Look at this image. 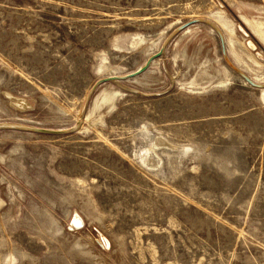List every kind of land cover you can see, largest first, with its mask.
I'll list each match as a JSON object with an SVG mask.
<instances>
[{
  "label": "rangeland",
  "instance_id": "rangeland-1",
  "mask_svg": "<svg viewBox=\"0 0 264 264\" xmlns=\"http://www.w3.org/2000/svg\"><path fill=\"white\" fill-rule=\"evenodd\" d=\"M259 23L264 0H0V264H264Z\"/></svg>",
  "mask_w": 264,
  "mask_h": 264
},
{
  "label": "water",
  "instance_id": "water-1",
  "mask_svg": "<svg viewBox=\"0 0 264 264\" xmlns=\"http://www.w3.org/2000/svg\"><path fill=\"white\" fill-rule=\"evenodd\" d=\"M165 53V47H163L156 55L152 56L149 61L147 62V64L145 66H143L138 72L127 75V76H116V77H111V78H105L103 80H101L100 82H98L96 84V86L93 88L92 92L95 91V89L102 83V82H119V81H126L129 79H133L137 76H140L142 74H144L145 72H147L150 68L152 63L160 58L163 54ZM21 129L23 130H27V131H31V132H36V133H43V134H59V133H64V132H56V131H49V130H45V129H37V128H27V127H21Z\"/></svg>",
  "mask_w": 264,
  "mask_h": 264
},
{
  "label": "bare ground",
  "instance_id": "bare-ground-1",
  "mask_svg": "<svg viewBox=\"0 0 264 264\" xmlns=\"http://www.w3.org/2000/svg\"><path fill=\"white\" fill-rule=\"evenodd\" d=\"M223 27L226 28V30L228 31V33H230V35H233L234 34V28L232 27V25L224 20L221 21ZM250 26H252L254 29L255 27L257 28H263L264 27V24L263 23H259L257 24L256 26L250 24ZM256 30V29H255ZM259 35L264 38V33L262 32H259ZM159 59V58H158ZM159 144L157 143L155 146H158ZM149 154V153H148ZM152 158V157H151ZM147 159V158H146ZM153 159V158H152ZM152 163V162H151ZM155 164V163H154ZM150 166V165H149ZM156 166V165H155ZM82 224L81 220L76 217L75 220H74V225L75 226H80Z\"/></svg>",
  "mask_w": 264,
  "mask_h": 264
}]
</instances>
